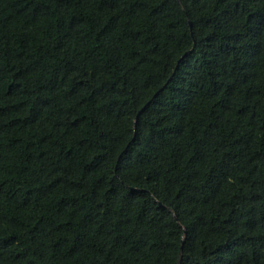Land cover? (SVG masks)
Segmentation results:
<instances>
[{
  "label": "trees",
  "instance_id": "1",
  "mask_svg": "<svg viewBox=\"0 0 264 264\" xmlns=\"http://www.w3.org/2000/svg\"><path fill=\"white\" fill-rule=\"evenodd\" d=\"M264 264V0H0V264Z\"/></svg>",
  "mask_w": 264,
  "mask_h": 264
},
{
  "label": "water",
  "instance_id": "2",
  "mask_svg": "<svg viewBox=\"0 0 264 264\" xmlns=\"http://www.w3.org/2000/svg\"><path fill=\"white\" fill-rule=\"evenodd\" d=\"M180 261H181V249H180V255H179V259H178V263L177 264H180Z\"/></svg>",
  "mask_w": 264,
  "mask_h": 264
}]
</instances>
